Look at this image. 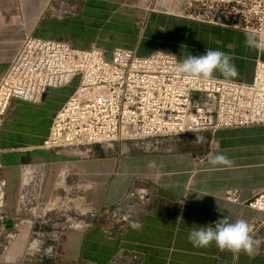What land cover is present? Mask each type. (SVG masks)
Returning a JSON list of instances; mask_svg holds the SVG:
<instances>
[{
    "label": "crops",
    "instance_id": "crops-1",
    "mask_svg": "<svg viewBox=\"0 0 264 264\" xmlns=\"http://www.w3.org/2000/svg\"><path fill=\"white\" fill-rule=\"evenodd\" d=\"M127 1L70 0L73 12L61 18L55 12L57 0H0V79L27 36L68 41L81 49L101 47L108 55L116 47L134 49L140 56L161 49L170 52L168 40L165 45L157 40L158 47H149L148 35L141 38L137 34L133 15L122 9ZM159 22L169 26L167 20ZM256 56V60L263 58L264 53L257 51ZM254 70L229 79L249 83ZM67 89H49L40 104L13 100L0 131L6 204L15 214L21 212L20 172L26 166L41 169L44 177L49 175L58 185L63 184L59 179L64 176L69 183L78 180L81 186L90 187L99 224L61 232L53 239L51 264H109L121 250L135 253V264H234L232 254L221 252L214 244L195 248L188 241L193 226L223 216L232 222L246 220L250 234L258 240L256 255L241 253L235 264H264V213L224 197L226 190L237 189L240 200L247 201L264 190V125L187 135L173 152L95 146V156L81 158L45 148L53 118L73 92ZM196 136L203 140L197 142ZM218 153L226 154L232 165L210 164ZM142 199L145 205L139 204ZM124 202L138 226L117 222L109 236L104 226L116 206ZM8 224L11 222H0V230ZM21 253L13 249L8 255L19 257ZM2 264L31 263L7 260Z\"/></svg>",
    "mask_w": 264,
    "mask_h": 264
},
{
    "label": "built area",
    "instance_id": "built-area-1",
    "mask_svg": "<svg viewBox=\"0 0 264 264\" xmlns=\"http://www.w3.org/2000/svg\"><path fill=\"white\" fill-rule=\"evenodd\" d=\"M194 1L196 11L184 18L198 20L201 16L198 10L204 3ZM206 1L209 24L241 33L255 31L264 38V0ZM57 2V17L73 12L70 0ZM179 61L164 50L140 56L134 49L116 47L108 55L101 47L81 49L68 41L27 36L0 79V131L13 100L40 104L49 89L74 82L77 86L53 118L46 149L81 158L95 156V146L173 152L187 135L264 125L263 58L256 60L249 83L179 74ZM2 155L0 149V213L7 207ZM30 177L22 180L21 204L29 188L40 186L44 174L37 169L34 178L39 184ZM224 197L264 213V190L247 201L240 200L237 189L226 190ZM145 203V199L139 202ZM131 211L125 202L116 206L105 233L112 236L117 222L138 226ZM99 220L98 213L84 227L97 226ZM80 224L75 228H83ZM137 259L135 253L121 250L109 264H135Z\"/></svg>",
    "mask_w": 264,
    "mask_h": 264
},
{
    "label": "rangeland",
    "instance_id": "rangeland-1",
    "mask_svg": "<svg viewBox=\"0 0 264 264\" xmlns=\"http://www.w3.org/2000/svg\"><path fill=\"white\" fill-rule=\"evenodd\" d=\"M201 2L204 5L199 7L201 16L198 20L184 18L185 14L196 11L194 0H128L124 2L122 9L133 15L137 34L141 38L148 35L149 47L152 44L158 47L157 40L163 42V45L167 43L168 50L180 60L189 54L201 55L206 49L221 50L233 55L239 75L252 70L257 51L249 50L244 45L245 33L214 28L208 23L207 1ZM155 20L157 22L153 23ZM159 20H167L169 26L161 25ZM166 40L168 41L164 43ZM243 64L244 67H240ZM217 75L220 76L218 73ZM76 86L77 82H74L68 87V92L73 91ZM26 172H29L32 180L38 179L34 178L37 169L31 167L22 168L21 180ZM59 180L63 182L62 185L56 184L57 180H52L49 175L41 183L36 181L40 186L28 189L22 200L21 212L15 214V210L5 207L0 213V222H11L0 230V264L7 260L51 264L55 242L53 239L59 238L61 232L77 226L80 221V225L85 228V225L96 218L97 210L90 187L81 186L78 180L69 183L64 176ZM13 249H17L19 253L22 251L21 255L10 257L8 253Z\"/></svg>",
    "mask_w": 264,
    "mask_h": 264
},
{
    "label": "clouds",
    "instance_id": "clouds-1",
    "mask_svg": "<svg viewBox=\"0 0 264 264\" xmlns=\"http://www.w3.org/2000/svg\"><path fill=\"white\" fill-rule=\"evenodd\" d=\"M245 46L249 50L264 53V38H260L255 31L245 32ZM233 55L216 49H206L205 53L193 56L187 55L176 65L179 74L211 80L218 73L225 79L236 78L239 71L235 65ZM202 136H196L201 142ZM213 166L232 165L226 154L218 153L210 159ZM188 241L195 248H207L215 245L221 252L232 254L233 262L237 261L243 253L253 257L257 253L258 240L250 234L249 224L244 219L232 222L228 217L218 218L207 225L193 226L188 233Z\"/></svg>",
    "mask_w": 264,
    "mask_h": 264
},
{
    "label": "bare ground",
    "instance_id": "bare-ground-1",
    "mask_svg": "<svg viewBox=\"0 0 264 264\" xmlns=\"http://www.w3.org/2000/svg\"><path fill=\"white\" fill-rule=\"evenodd\" d=\"M26 173H28V174H26L25 176H27V177H28V176H29V172H26Z\"/></svg>",
    "mask_w": 264,
    "mask_h": 264
}]
</instances>
